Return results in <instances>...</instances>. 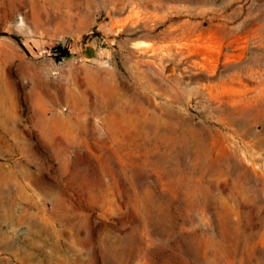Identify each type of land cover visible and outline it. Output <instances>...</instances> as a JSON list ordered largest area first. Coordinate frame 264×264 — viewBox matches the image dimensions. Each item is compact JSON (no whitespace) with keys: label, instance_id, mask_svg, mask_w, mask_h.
<instances>
[{"label":"rangeland","instance_id":"rangeland-1","mask_svg":"<svg viewBox=\"0 0 264 264\" xmlns=\"http://www.w3.org/2000/svg\"><path fill=\"white\" fill-rule=\"evenodd\" d=\"M0 264H264V0H0Z\"/></svg>","mask_w":264,"mask_h":264},{"label":"trees","instance_id":"trees-1","mask_svg":"<svg viewBox=\"0 0 264 264\" xmlns=\"http://www.w3.org/2000/svg\"><path fill=\"white\" fill-rule=\"evenodd\" d=\"M59 49L61 50V47H59Z\"/></svg>","mask_w":264,"mask_h":264},{"label":"bare ground","instance_id":"bare-ground-1","mask_svg":"<svg viewBox=\"0 0 264 264\" xmlns=\"http://www.w3.org/2000/svg\"><path fill=\"white\" fill-rule=\"evenodd\" d=\"M200 38V37H199Z\"/></svg>","mask_w":264,"mask_h":264}]
</instances>
